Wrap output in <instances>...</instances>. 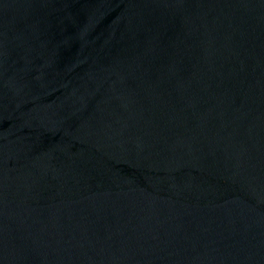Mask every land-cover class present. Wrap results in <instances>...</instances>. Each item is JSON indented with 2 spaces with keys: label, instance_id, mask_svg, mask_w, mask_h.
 Wrapping results in <instances>:
<instances>
[{
  "label": "water",
  "instance_id": "water-1",
  "mask_svg": "<svg viewBox=\"0 0 264 264\" xmlns=\"http://www.w3.org/2000/svg\"><path fill=\"white\" fill-rule=\"evenodd\" d=\"M0 264H264V0H0Z\"/></svg>",
  "mask_w": 264,
  "mask_h": 264
}]
</instances>
